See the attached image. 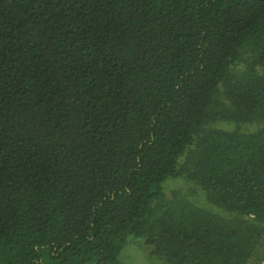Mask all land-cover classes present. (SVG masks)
<instances>
[{
    "label": "trees",
    "instance_id": "obj_1",
    "mask_svg": "<svg viewBox=\"0 0 264 264\" xmlns=\"http://www.w3.org/2000/svg\"><path fill=\"white\" fill-rule=\"evenodd\" d=\"M133 240L264 264V0H0V264Z\"/></svg>",
    "mask_w": 264,
    "mask_h": 264
},
{
    "label": "rangeland",
    "instance_id": "obj_2",
    "mask_svg": "<svg viewBox=\"0 0 264 264\" xmlns=\"http://www.w3.org/2000/svg\"><path fill=\"white\" fill-rule=\"evenodd\" d=\"M183 181L182 177L168 178L163 184L166 195L170 197L174 189L180 191V185ZM119 258L125 264H162L159 259L149 253L146 245L141 244L139 240H133L132 243L125 244L119 253Z\"/></svg>",
    "mask_w": 264,
    "mask_h": 264
}]
</instances>
